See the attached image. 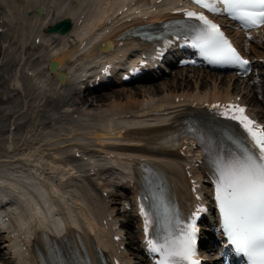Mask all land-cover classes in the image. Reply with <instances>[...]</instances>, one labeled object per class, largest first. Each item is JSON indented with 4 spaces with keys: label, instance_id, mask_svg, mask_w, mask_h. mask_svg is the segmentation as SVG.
I'll return each mask as SVG.
<instances>
[{
    "label": "snow or ice",
    "instance_id": "6c2138e0",
    "mask_svg": "<svg viewBox=\"0 0 264 264\" xmlns=\"http://www.w3.org/2000/svg\"><path fill=\"white\" fill-rule=\"evenodd\" d=\"M192 3L210 14L226 15L245 30L264 26V0H192ZM184 15L190 21L183 27L190 34L191 46L209 63L236 66L245 74L250 71L251 62L241 56L220 25L204 11L185 9ZM211 107L219 109L220 116L237 122L245 134L240 137L226 129H187L211 159L220 230L247 264H264V126L246 115V108L240 105ZM195 187L194 183V190ZM149 198L154 213L143 206L140 213L147 250L159 257L156 264H201L197 220L207 209L198 206L185 222L162 191L151 192ZM154 224L159 225L162 234L150 238Z\"/></svg>",
    "mask_w": 264,
    "mask_h": 264
},
{
    "label": "bare ground",
    "instance_id": "6f19581e",
    "mask_svg": "<svg viewBox=\"0 0 264 264\" xmlns=\"http://www.w3.org/2000/svg\"><path fill=\"white\" fill-rule=\"evenodd\" d=\"M118 1L119 0H85V12L87 17L79 26L75 24L69 32L64 35H61V48L65 43V37L70 36L71 33H73L77 38H83L84 36L88 35L91 30L97 25L98 21L104 17L103 14L107 12L105 9H110L114 7L115 3ZM63 2L66 3L67 10L62 11V7L64 6V4L59 5L58 7H56V12H54L53 15L48 12L45 17L40 18L42 24L54 23L57 19L61 17L65 18L70 16L72 17V19H74V17L77 16V10L74 4L71 3L70 5H68L67 0H63ZM20 6L21 5H19L18 7ZM11 9L12 8H10L9 11ZM17 12L18 13H16V16L24 20V15L20 13V8L17 9ZM73 23H75V21H73ZM33 33V30H26L24 32V35L22 37H19V43L21 44L22 49L25 48V46H29L28 44H31L28 41V36ZM42 40L45 41L44 37ZM76 50L77 49L75 46L72 50H62L54 56L51 55V57H54L61 67V64L67 61V56H71ZM94 56L95 55L91 51H87L84 54V57L86 59H91ZM33 68L35 67L33 66ZM71 76H73L72 73L69 74V77ZM13 81L15 84L19 85V81L16 76L14 77ZM24 84H26L29 88V81L26 77L24 78ZM61 84H64V82ZM64 89H68V85H66ZM198 93L200 94V92H194L198 99L215 98L220 96L228 97L230 95L229 90H225L224 93L221 94L218 90H216L215 87H213L210 91H206L205 93H203V96H200ZM163 94H165L164 91ZM30 97L33 100H42L46 105L52 104L54 103V101L61 100V98L57 96L56 91L53 90H48L45 93L41 94L30 93ZM158 99L159 100L157 102H154L156 100H154V98L149 97L145 99H137V97H135V101L131 102L132 98L126 97L124 102L122 100L116 99L115 96L105 98V100H107V103H105L104 105L103 112L107 114L102 115L100 117L99 115L97 116L95 114H92V116L88 113V115L85 117V120L81 121L78 127H76L75 124L79 121L76 119H70L69 121H73L72 124H74L72 126L73 129H76V131L71 135H78L84 137L83 142L85 140L87 142L93 141L94 145L97 146L95 147L97 148V151L99 150L103 153H114L115 156L113 157V160L117 164L123 158L120 159L116 155L124 154L123 152L127 150L121 145L112 144L113 142L120 140V136L118 134L119 128H125V126L127 125H135V123L138 124L139 121L132 118L120 121L116 118V115L120 113H127L129 112V110H132L134 106H136L135 109L140 108L142 113L148 112L150 110H158L166 105L163 102L164 99H166V95L161 96ZM87 100L88 98L85 99V101ZM89 106H91V104H89ZM0 112L2 116L7 117L9 125H12L13 119L16 118V115H13L16 114L15 110L3 109ZM93 112L94 111H90V113ZM33 113L34 115L42 114L43 111L37 108L33 111ZM161 134L162 132H150L146 134H141V136L145 142L158 143L156 138L159 137ZM66 136V133L63 135V137L55 133L51 135L46 134L43 139L44 141H46L45 143L52 142L54 144L61 145V143L58 141ZM61 142L64 143V140L62 139ZM7 144L9 145L8 147L11 148L10 144H12V141L8 140ZM64 144L65 146L67 145L69 148L71 146L72 150L74 148L79 152H83L80 151L78 148H75V145L72 144V142L68 141ZM86 148L87 146L85 147V149ZM65 150L66 148H64V150L54 152V157H56V159H53L50 156L46 160H44V165H48L50 171H61L59 179L55 180L53 179L54 177H48L46 175L47 173L45 172V169L43 168V164L37 165L36 162L32 161L30 156L34 157L38 155L39 159H41L39 156V147L34 145L28 147V149H26V152L21 153L20 155L22 156L21 158H23L22 161L30 163V165H32V169H34L35 174L37 173V176L33 173L26 171L25 179L27 182L24 183L18 182L16 181V179L13 178L5 179L0 177V181L2 182H7V180H9V182L12 183L11 186L14 185L19 192L15 198H17L16 204L17 206H19L18 211L20 212L14 222H16L19 231H23L24 228H30L32 230L44 228L51 232L61 234L63 232L64 227L67 228L66 233H69L71 232L69 227L76 226L84 230L91 229L97 231L100 234L99 237L105 236L107 234V230L101 228L100 226V212L102 207L101 198H99L90 188L82 186L80 187V185L74 189V193L66 192L65 188H63V185H65L63 179L67 175L66 172L68 173L70 169H73L72 173H76L77 171L73 166H70V164L65 165V163L63 165L62 163H59L58 158L61 154H65ZM17 152L18 151H15L13 154H16ZM131 152V150H128L127 153L133 155ZM13 154L8 156L9 161L13 162L12 165L17 164L15 162L16 157ZM3 164L4 161L1 163V165ZM123 165L127 166V163H124ZM0 176H4V173L2 171H0ZM15 245L12 244V247L15 248Z\"/></svg>",
    "mask_w": 264,
    "mask_h": 264
},
{
    "label": "rangeland",
    "instance_id": "374dc122",
    "mask_svg": "<svg viewBox=\"0 0 264 264\" xmlns=\"http://www.w3.org/2000/svg\"><path fill=\"white\" fill-rule=\"evenodd\" d=\"M16 61H17V57H15L11 61H9L5 67L11 69L15 65ZM197 84H198V82L196 83L193 80H180V79H176V78H172V77H167L165 79H162L159 82L154 83L153 84L154 86L147 85L146 86L147 92H145L144 90H140V88H137L135 85H130V86L125 88V93L119 94L118 97H116V99H120V100L124 101L126 99V94H131L132 101H134L135 97L143 98V97L152 96L154 94L161 93L164 88H171V89L176 88L177 90L178 89L179 90H182V89L193 90ZM215 85H222V82L218 83V81H216ZM211 86H212V81H208L207 83L203 82L201 85L202 88H204V87L209 88ZM149 87H154V89H149ZM112 91H116V90L98 92L94 96L102 98L103 100H105V98L107 96L102 97V95H104V93H106V94L112 93ZM23 93H24V96L27 93L28 96L30 97V91L28 89L23 90ZM13 96H15V99L12 100L11 104L10 103H3V104L0 103V107H8V108L19 107L21 105L20 104L21 98L18 97V95L16 96V92L13 93ZM100 100L96 99L94 101L98 102ZM34 106L35 105L33 103V99H30L28 105L25 106V113H24L23 119L19 123H17L15 131L11 135H9V137H8L7 130H6V128H7L6 120L4 117H0V152L1 153L4 152L7 148H10V147H8V144H7L8 139L12 140L13 148H16L18 150V148L19 149H25L28 145H30L32 142L36 141L39 137H44L42 130L38 132V136H35L32 134L34 132L35 125H34L33 131L28 136L23 135V130L25 129V127L32 124V122H30L31 121L30 112L34 108ZM91 111H94L95 113H99V108H97V107L95 108L93 106ZM45 132H46V134L47 133H56V130L54 128L46 129ZM20 166H21V169L24 168V166H22L21 164H20ZM72 188L73 187H69L68 189L72 190Z\"/></svg>",
    "mask_w": 264,
    "mask_h": 264
}]
</instances>
